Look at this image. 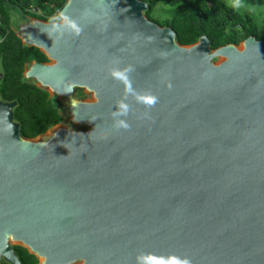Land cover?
I'll return each mask as SVG.
<instances>
[{
	"label": "water",
	"instance_id": "95a60500",
	"mask_svg": "<svg viewBox=\"0 0 264 264\" xmlns=\"http://www.w3.org/2000/svg\"><path fill=\"white\" fill-rule=\"evenodd\" d=\"M147 9L66 0L12 29L48 60L23 79L70 123L26 139L0 100V264L15 246L38 264H264V40L181 46Z\"/></svg>",
	"mask_w": 264,
	"mask_h": 264
},
{
	"label": "trees",
	"instance_id": "16d2710c",
	"mask_svg": "<svg viewBox=\"0 0 264 264\" xmlns=\"http://www.w3.org/2000/svg\"><path fill=\"white\" fill-rule=\"evenodd\" d=\"M140 1L148 4L146 18L173 30L181 46L193 45L202 36L210 41L211 50L239 45L249 37L264 40V22L257 24L251 13H241L219 0ZM258 2L264 6V0ZM65 3L66 0H0V100L16 102L13 119L19 124L21 137L26 139L36 138L60 124L62 116L56 98L23 79L28 64L48 60L39 50L23 46L12 28L22 18L58 22V13ZM159 5L168 7L161 15L163 19L154 16ZM77 95L81 96L80 92ZM13 250L21 264H38L22 247L15 246Z\"/></svg>",
	"mask_w": 264,
	"mask_h": 264
},
{
	"label": "rangeland",
	"instance_id": "374dc122",
	"mask_svg": "<svg viewBox=\"0 0 264 264\" xmlns=\"http://www.w3.org/2000/svg\"><path fill=\"white\" fill-rule=\"evenodd\" d=\"M219 1L228 6L236 8L241 13H246V12L251 13L257 24H261L264 22V6L259 4L258 0H219ZM167 9L168 7H166L165 5H159L155 11L154 16L158 17L159 19H163L161 15H163ZM169 11L170 10H168V12ZM19 24H21V22L18 21L16 25L18 26ZM16 25L12 29H15ZM78 92H80L81 94V96H78L80 100L89 101L91 99L90 95L84 93L83 91L78 90ZM78 92L76 93L78 94ZM50 98L53 97L50 96ZM55 102L62 116V122L59 124V126H68L70 123V117L66 113L64 101L62 99H55Z\"/></svg>",
	"mask_w": 264,
	"mask_h": 264
},
{
	"label": "clouds",
	"instance_id": "9594fccd",
	"mask_svg": "<svg viewBox=\"0 0 264 264\" xmlns=\"http://www.w3.org/2000/svg\"><path fill=\"white\" fill-rule=\"evenodd\" d=\"M122 126H125L126 127V125H122ZM171 264H188V262L187 261H178L176 259H173L171 261Z\"/></svg>",
	"mask_w": 264,
	"mask_h": 264
},
{
	"label": "built area",
	"instance_id": "2783aa9c",
	"mask_svg": "<svg viewBox=\"0 0 264 264\" xmlns=\"http://www.w3.org/2000/svg\"><path fill=\"white\" fill-rule=\"evenodd\" d=\"M30 12H34V9H31Z\"/></svg>",
	"mask_w": 264,
	"mask_h": 264
},
{
	"label": "flooded vegetation",
	"instance_id": "af4514ba",
	"mask_svg": "<svg viewBox=\"0 0 264 264\" xmlns=\"http://www.w3.org/2000/svg\"><path fill=\"white\" fill-rule=\"evenodd\" d=\"M35 20H37V19H35ZM20 21V20H19Z\"/></svg>",
	"mask_w": 264,
	"mask_h": 264
}]
</instances>
